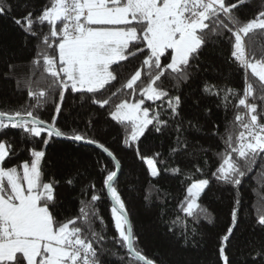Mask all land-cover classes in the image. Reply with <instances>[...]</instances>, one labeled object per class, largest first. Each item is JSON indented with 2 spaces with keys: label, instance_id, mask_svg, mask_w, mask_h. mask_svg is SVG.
<instances>
[{
  "label": "snow or ice",
  "instance_id": "snow-or-ice-1",
  "mask_svg": "<svg viewBox=\"0 0 264 264\" xmlns=\"http://www.w3.org/2000/svg\"><path fill=\"white\" fill-rule=\"evenodd\" d=\"M245 3L45 0L39 11L16 16L13 0H0V16H8L27 37L36 40L32 73L23 81L29 102L0 110V264H102L104 253L116 255L106 247L109 243L126 252L127 264H164L140 247V237L117 189L121 164L115 153L84 132L63 131L57 126L69 91L106 109L107 116L123 128L122 143L135 146L149 175L157 178L161 175V154L141 156L139 142L150 127L162 133L174 126L176 147L171 152L188 148L187 139L181 138V87L193 79L204 49L225 40L230 44L229 60L244 71V86L241 94L232 88L203 85L204 95L216 97L225 109L231 105L234 110L225 134L220 136L223 150L215 153L220 162L212 176L238 189L254 168L264 165V47L258 51L251 43L254 35L264 36V9L244 20L240 13ZM20 84L18 80L17 87ZM47 105L54 109L48 120L41 117ZM10 129L21 130L25 142L32 145L29 158L21 163L13 164L16 152L4 140ZM53 137L94 145L110 158L113 168L101 163L100 169L114 236L107 234L98 208L101 195L96 192L79 202L75 216L63 217L57 211V182L45 179L43 164L44 149ZM164 170L182 174L179 167ZM201 171L196 168L197 173ZM67 183L71 185L73 180ZM209 184V179L201 178L186 186L178 205L186 217H210L199 203ZM240 203L235 201L231 226L221 238L223 264H230L225 249L238 225ZM256 223L264 228V210ZM181 236L187 242L186 231ZM119 259L124 261L125 257Z\"/></svg>",
  "mask_w": 264,
  "mask_h": 264
},
{
  "label": "trees",
  "instance_id": "trees-1",
  "mask_svg": "<svg viewBox=\"0 0 264 264\" xmlns=\"http://www.w3.org/2000/svg\"><path fill=\"white\" fill-rule=\"evenodd\" d=\"M13 3V15L19 16L28 10L39 11L45 0H13ZM261 9H264V0H246L241 8V18L251 19ZM44 30L47 31L46 28ZM251 43L259 51L264 47V36L254 35ZM35 44V38L27 37L8 16H0V110L16 109L29 102L23 81L32 73ZM229 55L230 44L227 41L209 44L200 57V67L194 71L193 79L181 87L184 101L181 138L187 139V149L175 154L171 152L176 147L174 126L162 133L154 132L150 127L141 138V156L161 154L159 159L163 163L158 164L161 175L157 178L149 175L147 164L138 157L135 146L127 147L122 143L123 128L107 116L106 109L92 104L87 98L81 100L78 93L69 91L65 94L57 126L63 131L75 129L84 132L115 153L121 164L117 189L140 237V247L150 258L162 260L164 264H223L219 246L231 226V211L236 207L237 199L241 202L238 225L225 249L230 264H264V228L256 223L261 210H264V165L254 168L238 189L212 176L220 162L215 153L223 150L220 136L225 134L234 110L231 105L225 109L218 98L204 95L202 88L209 83L221 89L232 88L242 94L244 71L229 60ZM18 80L21 81L19 87ZM196 101L200 102L197 104ZM53 110L52 105H47L41 117L50 119ZM4 140L16 152L13 164L29 158L28 148L32 145L25 142L21 130H8ZM44 150L45 179L57 182V211L63 217L75 216L79 202L90 199L96 192L101 195L98 208L107 224V234L114 236L110 203L106 191H102L104 173L100 169L101 163L113 168L110 158L94 145L57 137H53ZM175 167H179L182 174L174 175L164 170ZM197 167L201 173L196 172ZM201 178L209 179L210 184L199 203L211 215L209 218L202 215L194 220L186 217L178 205L191 180ZM68 179L73 180L71 185L67 183ZM90 184H95V189L90 188ZM170 228L173 232L169 231ZM184 231L187 242L181 236ZM106 247L114 250L116 255L112 251L104 253L102 264H127L128 257L123 249L111 243ZM121 256L125 257L124 261L119 259Z\"/></svg>",
  "mask_w": 264,
  "mask_h": 264
},
{
  "label": "water",
  "instance_id": "water-1",
  "mask_svg": "<svg viewBox=\"0 0 264 264\" xmlns=\"http://www.w3.org/2000/svg\"><path fill=\"white\" fill-rule=\"evenodd\" d=\"M119 175V174H118Z\"/></svg>",
  "mask_w": 264,
  "mask_h": 264
}]
</instances>
